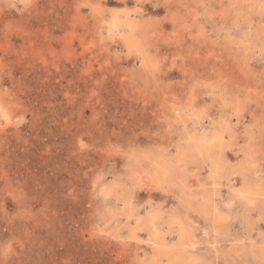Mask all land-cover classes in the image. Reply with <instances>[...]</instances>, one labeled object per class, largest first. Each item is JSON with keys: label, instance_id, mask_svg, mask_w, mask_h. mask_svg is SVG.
<instances>
[{"label": "rangeland", "instance_id": "1", "mask_svg": "<svg viewBox=\"0 0 264 264\" xmlns=\"http://www.w3.org/2000/svg\"><path fill=\"white\" fill-rule=\"evenodd\" d=\"M0 264H264V0H0Z\"/></svg>", "mask_w": 264, "mask_h": 264}]
</instances>
